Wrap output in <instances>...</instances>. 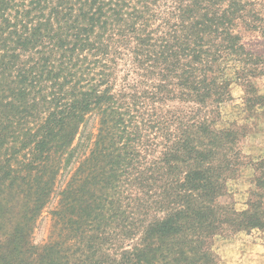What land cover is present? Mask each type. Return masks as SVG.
<instances>
[{
	"label": "trees",
	"instance_id": "obj_1",
	"mask_svg": "<svg viewBox=\"0 0 264 264\" xmlns=\"http://www.w3.org/2000/svg\"><path fill=\"white\" fill-rule=\"evenodd\" d=\"M243 34L264 0H0V264H218L216 237L264 229V158L220 124L234 83L264 110Z\"/></svg>",
	"mask_w": 264,
	"mask_h": 264
},
{
	"label": "rangeland",
	"instance_id": "obj_2",
	"mask_svg": "<svg viewBox=\"0 0 264 264\" xmlns=\"http://www.w3.org/2000/svg\"><path fill=\"white\" fill-rule=\"evenodd\" d=\"M242 38V43L248 51L264 55V40L262 41L251 34H243ZM252 81L254 83L251 88L252 95H264L263 78H254ZM230 92L233 100L222 107L224 118L220 124L224 125L225 122L235 121L239 125L245 124L248 127L247 136L238 142L237 148L246 158L245 161L255 162L260 157L264 158V110L258 108L256 115L246 118V114L241 110L244 108L242 105L244 97L242 87L238 83H234ZM241 174L227 184L229 201L237 210L244 208L249 186L250 172L244 170ZM53 202L54 200L49 204L46 211L51 208ZM50 225L49 217L43 212L33 231V244L40 246L47 239ZM212 249L217 256L218 264H264V229L227 238L216 237Z\"/></svg>",
	"mask_w": 264,
	"mask_h": 264
}]
</instances>
